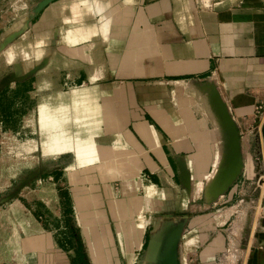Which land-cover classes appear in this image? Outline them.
I'll list each match as a JSON object with an SVG mask.
<instances>
[{
    "label": "crops",
    "instance_id": "0c3cea01",
    "mask_svg": "<svg viewBox=\"0 0 264 264\" xmlns=\"http://www.w3.org/2000/svg\"><path fill=\"white\" fill-rule=\"evenodd\" d=\"M50 37L69 59L36 99L38 138L68 163L64 192L53 184L56 224L32 215L14 264H153L184 225L177 264H264V0H54L29 9L22 39ZM124 169L174 211L145 215L142 234L141 198L101 180Z\"/></svg>",
    "mask_w": 264,
    "mask_h": 264
},
{
    "label": "rangeland",
    "instance_id": "374dc122",
    "mask_svg": "<svg viewBox=\"0 0 264 264\" xmlns=\"http://www.w3.org/2000/svg\"><path fill=\"white\" fill-rule=\"evenodd\" d=\"M42 2L43 0H0V264H14V255L17 258L20 253V234L28 235L27 227H31L35 219L45 228L56 224L53 216L58 211V208H53L58 201L56 189L62 195L64 192L61 183L65 180L62 178L60 182L59 177L68 163L66 159L42 155L36 99L46 91L62 86L63 59L69 58L66 53H62V48L52 44L57 37H50L49 46L29 44L22 39L29 9ZM23 61L27 63L19 64ZM70 67L77 69V63L72 62ZM212 111L215 121H220V110L215 107ZM111 164L107 166L116 167ZM105 168L109 170L108 167ZM139 173L137 170L134 174H129L125 169L123 172L107 171L103 174L106 179L101 180L109 182L112 196L116 198L123 196L129 199L132 192L138 199L141 198L139 210L135 212L134 229L142 234L146 225L145 215L173 214L174 211L164 210L160 205L162 208L157 210L158 192L147 195L143 187L149 183L139 178ZM87 179L88 182L89 179L92 180V175ZM70 182H75V177ZM121 185L127 188L124 195ZM52 190L57 196L55 201L52 200ZM191 198L196 200L193 207L195 210L210 199L201 186L198 191L191 189ZM46 201L49 204L47 206L44 204ZM44 215L47 217L44 218ZM66 226L67 232H75L67 220ZM183 228L180 234L185 229ZM174 229H169V237L174 234ZM40 230L41 228L32 233ZM170 244L167 239L164 248L168 250ZM165 259L163 252L153 264H166Z\"/></svg>",
    "mask_w": 264,
    "mask_h": 264
},
{
    "label": "water",
    "instance_id": "95a60500",
    "mask_svg": "<svg viewBox=\"0 0 264 264\" xmlns=\"http://www.w3.org/2000/svg\"><path fill=\"white\" fill-rule=\"evenodd\" d=\"M50 1L51 0H43V2L39 3L38 5H40L42 7V6L46 5L47 3H49ZM219 110L221 113V114H219V116H220L219 120L221 121V119L226 117V112H225L223 105L220 103H219ZM181 230H182L181 226L177 229H174V234H172L170 237H169V233H168L167 239L169 240V243L171 242V244L168 247V250L164 248V253L166 255V259H165L166 264H177L175 252H176L177 242H178V238L180 236ZM166 240H165V243H166ZM165 243H164V246H165Z\"/></svg>",
    "mask_w": 264,
    "mask_h": 264
},
{
    "label": "bare ground",
    "instance_id": "6f19581e",
    "mask_svg": "<svg viewBox=\"0 0 264 264\" xmlns=\"http://www.w3.org/2000/svg\"><path fill=\"white\" fill-rule=\"evenodd\" d=\"M140 176H141L142 180L145 182V179H144V177L142 176L141 173H140ZM149 181H150V180H147L146 183H149Z\"/></svg>",
    "mask_w": 264,
    "mask_h": 264
},
{
    "label": "built area",
    "instance_id": "2783aa9c",
    "mask_svg": "<svg viewBox=\"0 0 264 264\" xmlns=\"http://www.w3.org/2000/svg\"><path fill=\"white\" fill-rule=\"evenodd\" d=\"M142 176L144 177L145 181L149 180L145 174H142Z\"/></svg>",
    "mask_w": 264,
    "mask_h": 264
}]
</instances>
